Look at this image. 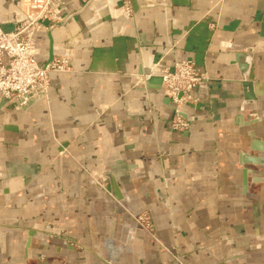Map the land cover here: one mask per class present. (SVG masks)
I'll return each instance as SVG.
<instances>
[{"label": "crops", "instance_id": "obj_1", "mask_svg": "<svg viewBox=\"0 0 264 264\" xmlns=\"http://www.w3.org/2000/svg\"><path fill=\"white\" fill-rule=\"evenodd\" d=\"M27 2L0 0L4 30ZM60 16L36 59L71 68L27 109L0 96V264H264V0H65ZM187 59L209 79L175 131L159 74Z\"/></svg>", "mask_w": 264, "mask_h": 264}, {"label": "built area", "instance_id": "obj_2", "mask_svg": "<svg viewBox=\"0 0 264 264\" xmlns=\"http://www.w3.org/2000/svg\"><path fill=\"white\" fill-rule=\"evenodd\" d=\"M64 4L65 0H28L25 18L14 30L6 31L0 25V96L18 109H27L46 99L51 86L50 74L71 68L68 52L48 62L36 59V34L63 20L60 10ZM124 11L129 16L133 14L128 1ZM159 76L164 95L175 106L171 128L184 131L189 122L183 106L195 102L193 90L209 77L204 67L190 59L176 63L172 69H163ZM136 221L144 228H152L148 215H139Z\"/></svg>", "mask_w": 264, "mask_h": 264}, {"label": "water", "instance_id": "obj_3", "mask_svg": "<svg viewBox=\"0 0 264 264\" xmlns=\"http://www.w3.org/2000/svg\"><path fill=\"white\" fill-rule=\"evenodd\" d=\"M159 80L162 81L161 77ZM244 80H245L244 87L252 88V83L248 80V78L246 76L244 77ZM258 145H259V143L257 141H253L251 144V148L256 150ZM249 161H254L256 163L259 162V160L257 158L249 159ZM107 188H108V191H111L110 198L114 202V208L117 211V213L124 214V216L127 219L136 222V217L133 216L129 207H127V205H126L121 193L119 192L118 188L116 187V185H112V186L110 185ZM139 226L141 227L140 224H139Z\"/></svg>", "mask_w": 264, "mask_h": 264}, {"label": "rangeland", "instance_id": "obj_4", "mask_svg": "<svg viewBox=\"0 0 264 264\" xmlns=\"http://www.w3.org/2000/svg\"><path fill=\"white\" fill-rule=\"evenodd\" d=\"M144 215H145V214H144ZM144 215H142V216H144ZM133 216L137 217V216H139V214H137V215H136V214H133ZM140 216H141V215H140Z\"/></svg>", "mask_w": 264, "mask_h": 264}, {"label": "bare ground", "instance_id": "obj_5", "mask_svg": "<svg viewBox=\"0 0 264 264\" xmlns=\"http://www.w3.org/2000/svg\"><path fill=\"white\" fill-rule=\"evenodd\" d=\"M137 222V221H136ZM138 223V222H137Z\"/></svg>", "mask_w": 264, "mask_h": 264}]
</instances>
